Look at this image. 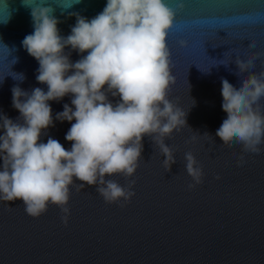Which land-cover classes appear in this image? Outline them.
Masks as SVG:
<instances>
[{"label":"water","instance_id":"obj_1","mask_svg":"<svg viewBox=\"0 0 264 264\" xmlns=\"http://www.w3.org/2000/svg\"><path fill=\"white\" fill-rule=\"evenodd\" d=\"M28 2L53 7L64 36L76 23L73 13L90 19L106 4L80 0L65 8L62 3L70 0ZM180 2L169 0L174 8ZM182 2L168 39L174 82L167 98L187 112L188 125L165 141L176 163L166 170L165 157L146 135L134 176L112 177L132 187L131 202L106 203L96 186L80 187L76 181L70 186L67 226L59 206L49 204L33 218L22 201H0V264H264V144L258 154L244 152L216 135L226 115L222 79L237 84L247 74L234 63L233 52L259 56L252 71H264V0ZM31 12L24 0H0V79L5 76L0 113L13 120L20 115L12 106L14 86L47 90L36 81L38 62L21 43L33 31ZM79 59L73 52L71 60ZM15 73L26 79L15 80ZM109 99L115 103L118 97ZM65 103L70 104V97L50 102L53 118ZM260 103L264 106V98ZM70 127L67 121H55L42 141L51 136L69 149L65 135ZM188 152L202 169L199 184L186 171Z\"/></svg>","mask_w":264,"mask_h":264},{"label":"clouds","instance_id":"obj_2","mask_svg":"<svg viewBox=\"0 0 264 264\" xmlns=\"http://www.w3.org/2000/svg\"><path fill=\"white\" fill-rule=\"evenodd\" d=\"M24 2L32 7L33 31L21 43L38 62L36 81L47 90L26 91L16 85L11 89L12 106L19 117L13 120L0 113V201H22L25 213L33 218L49 204L59 206L67 226L70 186L76 181L80 187L96 186L106 203L131 202L132 187L112 177L134 176L146 135L165 157L166 170L176 163L165 141L188 125L187 112L167 98L174 82L168 39L184 4L181 0L174 8L169 0H106L103 10L90 19L73 13L76 23L64 36L53 7ZM79 2L62 5L68 8ZM180 43L186 46V41ZM248 46L254 47L255 41H248ZM73 52L80 55L75 62ZM233 55L240 72L247 74L237 84L222 79L221 107L226 115L216 135L226 144L258 154L264 144L260 103L264 71H252L259 56L241 55L239 50ZM12 77L20 82L26 79L22 73ZM66 96L70 104L65 103L53 118L50 102ZM109 96L118 100L114 103ZM55 121L71 123L65 135L71 142L67 150L51 136L42 141ZM185 160L189 176L195 184L201 183L203 172L195 156L188 152Z\"/></svg>","mask_w":264,"mask_h":264},{"label":"snow or ice","instance_id":"obj_3","mask_svg":"<svg viewBox=\"0 0 264 264\" xmlns=\"http://www.w3.org/2000/svg\"><path fill=\"white\" fill-rule=\"evenodd\" d=\"M262 107H264V106H262Z\"/></svg>","mask_w":264,"mask_h":264}]
</instances>
